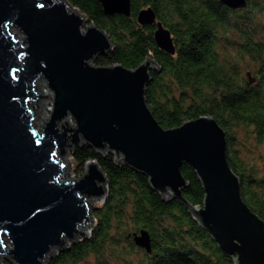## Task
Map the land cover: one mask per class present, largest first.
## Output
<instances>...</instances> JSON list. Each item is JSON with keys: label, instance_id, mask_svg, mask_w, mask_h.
Wrapping results in <instances>:
<instances>
[{"label": "water", "instance_id": "1", "mask_svg": "<svg viewBox=\"0 0 264 264\" xmlns=\"http://www.w3.org/2000/svg\"><path fill=\"white\" fill-rule=\"evenodd\" d=\"M98 2L107 16L130 15L129 0ZM218 3L230 10L246 6L245 0ZM137 23L155 27L156 46L174 53L151 9L140 11ZM110 50L108 36L64 0H0V259L48 264L89 237L82 229L96 209L90 202L106 199V177L92 161L80 178L67 180L69 165L59 158L87 145L146 176L163 200H176L235 264H264V222L241 198L224 131L210 116L162 129L144 100L158 66L146 59L135 70L95 67ZM41 81L53 98L38 95ZM40 97L52 100L53 109L39 129ZM183 164L201 184L200 207L182 196L188 186ZM133 241L150 253L147 233Z\"/></svg>", "mask_w": 264, "mask_h": 264}, {"label": "trees", "instance_id": "2", "mask_svg": "<svg viewBox=\"0 0 264 264\" xmlns=\"http://www.w3.org/2000/svg\"><path fill=\"white\" fill-rule=\"evenodd\" d=\"M64 1L109 38L111 50L93 62L95 67L135 70L146 59L156 63L158 72H150L144 100L162 129L202 116L214 119L225 133L226 161L239 178L241 198L264 222V179L236 160L232 147L239 129L264 144V0H245L240 10L227 9L218 0H129L127 18L105 15L98 0ZM144 9H151L169 33L172 55L156 46L155 27L137 23ZM229 49L236 57L231 62L225 57ZM247 60L255 68L243 74L241 63ZM69 155L77 179L88 162L97 164L107 180V195L93 211L89 237L48 264H80L89 257L93 264H235L176 200H163L146 176L116 165L113 154L82 145ZM180 172L188 183L183 198L202 206L204 193L195 173L186 164ZM141 232L150 239V253L134 244Z\"/></svg>", "mask_w": 264, "mask_h": 264}, {"label": "rangeland", "instance_id": "3", "mask_svg": "<svg viewBox=\"0 0 264 264\" xmlns=\"http://www.w3.org/2000/svg\"><path fill=\"white\" fill-rule=\"evenodd\" d=\"M222 48H220L221 50ZM227 58V61H233L236 59L234 51L229 49V52L225 55ZM241 63V62H240ZM255 65L249 62L248 60L241 63V70L243 71V74L246 72L254 71ZM37 90L38 95L45 96L50 95V97L53 98V92L48 88L47 83L45 81H41L37 83ZM52 100L43 97L39 99V108L35 119V125L40 129L44 124L48 121L50 117V112L52 111ZM65 121V119H63ZM66 122L73 128L74 127V121L69 116ZM62 124H65L68 127V124L65 122H62ZM255 139L250 136L249 132L242 131L241 129L234 131V138H233V144L232 147L234 151L236 152L235 158L241 161L244 165L247 166V168H253L255 172V176L261 180L264 179V144L259 145L255 143ZM69 150H67V153L59 157L60 160H63L64 163H67L69 165V170L66 171V177L67 180H73L77 179L76 175V166L72 162ZM101 203L98 202H90V206H93L97 208ZM93 214V212H92ZM92 217V215H91ZM94 225V219L92 218V222L90 225L85 226L82 230L83 232L91 233L92 228ZM3 261L0 259V264ZM93 258L89 257L85 262L80 264H93ZM115 264V263H112ZM118 264V263H117Z\"/></svg>", "mask_w": 264, "mask_h": 264}]
</instances>
